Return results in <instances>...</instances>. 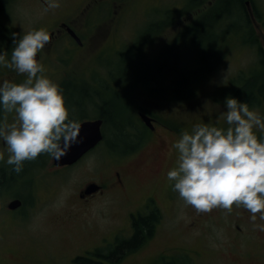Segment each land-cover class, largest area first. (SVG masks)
<instances>
[{"label": "flooded vegetation", "instance_id": "1", "mask_svg": "<svg viewBox=\"0 0 264 264\" xmlns=\"http://www.w3.org/2000/svg\"><path fill=\"white\" fill-rule=\"evenodd\" d=\"M224 1L226 0H181L178 3L180 6L176 7L175 11L165 13L161 11L151 12V10L138 16L128 12L126 0H85L78 13L47 20L46 28L43 29L49 32L51 42L38 53V61L41 64L43 63L41 55L46 50L48 58L42 65L44 68L49 67L50 76L64 80L59 87L65 105L68 102V94L75 101L77 108L68 109L69 118L77 121L80 125L87 121L101 119L103 138L93 149L73 164L55 165L54 158L46 155L45 159L39 157L33 162L35 167L45 174L55 177L62 174L67 176L72 173V170L79 169L93 153L98 155L99 147L107 142L106 129H110V126L102 117V111L97 108L102 105L120 109V111L117 110L125 120V123L123 122V124L121 121V124H123L124 130L130 133L129 148L125 154L110 156V168L106 174L101 172V167L96 171L88 172L92 176L89 177L91 182L86 184L80 192V197L86 199L101 193L103 187H105L106 183H96L99 185V189L90 194H85L86 188L95 183L93 182L94 178L100 176L102 179L104 175H109L113 181V186H115L114 189L135 188L136 185L124 180L121 173L134 171V167L138 164L144 167L149 164L157 165L167 157L166 154L170 152V143L167 138L174 136L178 140L183 131L191 132L194 126L192 122L196 120L197 115L193 112L195 109H185L182 108L181 104L176 105L184 98L194 100L193 98L200 92L202 93L205 89L210 90V101L214 106L219 105V107L215 106L214 113L208 115V121L219 122L210 126L226 130L228 125L224 118V113L227 110L225 98L231 96L238 101H244L246 98L248 100L250 94L245 95L246 85L255 80L259 82L257 84L261 83L262 85L264 79L261 80V78L253 76L250 79L227 78L217 83L216 77L210 75L209 71V74L200 80L199 74H195L198 73L199 67L203 65H212L215 68L227 66L230 61L232 47L237 50L235 56L237 59L240 58L242 52L252 54V62L256 70L264 69V0H241L244 10V16H241V20L232 19L226 13L218 11ZM228 1L232 2V0ZM184 10L187 12L183 13ZM211 18H216L217 22L215 24L222 25V27H220V30L215 31V42L209 54L200 56L201 49L194 40V34L203 21ZM4 19L3 16H0V23L7 28L5 26L7 21ZM220 21H224V24L219 23ZM37 27L41 29L39 25ZM10 31L11 34L16 33L12 28ZM231 32H237L238 36L231 37ZM11 34L9 35V42H12ZM19 36L18 34L17 38ZM184 44L187 48H195L199 57L189 69L185 70L187 74L191 72L189 77L193 79L190 81L184 75L182 76L183 83L180 86H174L176 77L163 76L161 73L164 69H178L179 66L182 68L184 60H181L180 54ZM12 47L14 45H2L0 48L2 51L0 52L8 51ZM196 53L194 58H196ZM80 59H82L80 72L78 76L72 78L86 81L87 84L95 81L96 90H94V93L96 100L94 94L90 96L92 91L86 88H80L83 95L82 99L80 97L74 99L70 89L75 91L77 88L73 86L75 84L66 83L69 78L67 76L71 75L72 63H74L71 60ZM253 66L252 68H254ZM121 69H128V74L130 76L132 74L133 77L131 76L128 82L119 81ZM6 73L8 72H1L0 74ZM14 79H16L14 83H22L25 77L16 73ZM119 86L127 91L124 94L126 103H123V98H119ZM84 97L90 98L86 100ZM255 98L261 102V105H264L263 90L256 94ZM89 99L95 102L94 106L89 107L86 105L91 103ZM119 100L122 103L120 105L118 104ZM170 104L175 105V107ZM107 111L109 110L107 109ZM11 120L12 117L10 122ZM117 121H119V118ZM256 135L258 138L263 137L257 132ZM0 148L1 151L6 150L7 152V147L2 141H0ZM148 148L151 149L148 154L149 162L141 161V156L145 154L142 155V153ZM4 154L6 156L5 152ZM124 159L127 160L124 161ZM0 162V225L6 222L9 225L14 223L24 227L26 224L28 225V218L36 212L35 209L30 208V205L33 206V197L36 202L35 196L31 194L32 190L25 194L28 197L31 196L32 201L30 202L26 200L25 196V199H23L14 192H10L13 189H5L9 181L7 178L14 179L15 184L18 185L21 172L15 174L12 168L4 169L5 167L2 165H5L6 161ZM169 187V196L173 198L172 183ZM156 200L154 196H146L143 199L142 208L131 215L129 229V232H131L128 238L134 234L131 225L133 218L138 217L137 214L147 215L154 209L160 211ZM28 202L30 205L27 204ZM14 203H18V205ZM38 209H40L39 206ZM198 214L199 216L202 215V213ZM222 214L224 216L221 217L220 215L218 219L216 217L215 219L222 226L228 229L231 227L232 232H234L237 245L236 253L240 256L236 264H264V231H260L253 226L250 221L251 214L243 207L237 208L235 205L230 214L226 212ZM231 215L237 219L235 225H231L232 220H226ZM224 217L225 219H223ZM160 220L161 216L158 218L157 224ZM54 222L59 223L56 218ZM157 224L145 244L155 237ZM256 224L264 225V220L259 219V214H257ZM115 240L110 245H113ZM179 251L176 252L177 258L170 255L169 257H163L162 255L157 256L158 259L155 258L153 262L147 264H182L183 251L181 249ZM185 253L188 254L187 251ZM194 254H190L189 263L198 264L197 255H200V253L194 251ZM6 255L11 257L12 262L20 260V257L22 259L23 256V254L20 257L14 256L15 254L10 252H7ZM24 256H28L26 250ZM83 256L85 255H76L75 258Z\"/></svg>", "mask_w": 264, "mask_h": 264}, {"label": "rangeland", "instance_id": "2", "mask_svg": "<svg viewBox=\"0 0 264 264\" xmlns=\"http://www.w3.org/2000/svg\"><path fill=\"white\" fill-rule=\"evenodd\" d=\"M180 1L126 0L128 12L138 16L151 10V12L161 11L165 13L175 11L176 7L180 6L178 4ZM43 2L45 3V0H10L1 15L7 21L5 26L9 30L11 28L14 29L16 33L22 36L32 31L36 25H39L40 28H46L45 24L49 19L54 20L67 14L78 13L80 6L85 0H59L61 6L46 13L43 11L46 3L44 4ZM186 12V10L183 11V13ZM220 22L224 24V21ZM37 26L34 30L38 29ZM217 30H220V25L215 26L214 31ZM232 36H238V33L231 32ZM11 45H13V42H11ZM11 49L8 50L9 58ZM196 51L195 48H187L184 44L180 54L181 60H184L182 68L179 66L178 69H169L170 76L175 70L182 75L187 74L185 70L189 69L193 62L198 60L199 55ZM195 53L196 58H194ZM236 54L237 50L232 47L230 61L227 66L215 68L212 65H203L199 67L198 73L195 75L199 74L200 80L210 73V75L216 77L215 79L218 83L227 78L250 79L253 72L261 71L256 70L253 66L252 54L242 52L238 59L235 57ZM41 56L44 63L48 58L46 50ZM81 60H71L74 63H72L71 75L67 76L69 78L66 80V83L75 84L73 86L79 91L80 88L92 91L90 96L94 94L96 100L94 93V90H96L95 81L94 83L88 82L87 84L86 81L72 78L78 76L81 69ZM8 70L10 69L0 67V73L8 72L0 74V83L4 80H9L10 82L16 81L18 76L14 79L16 76L15 71ZM75 71L76 73H74ZM161 74L164 75L163 71ZM45 75L58 85L64 82L62 79L59 80L50 76V69L47 66L45 67ZM189 76H191V72L187 75V78L191 81L193 78ZM130 79L131 77L128 76L126 81L128 82ZM256 81L252 83H259ZM251 89L248 87L245 90V95L250 94L252 92ZM70 91L74 92L71 89ZM126 92L123 87L119 86L118 94L120 99H124L122 100L123 103H126L124 98ZM210 98V90L207 91L205 89L194 97V100L184 98L183 101L177 102L176 105L181 104L182 108L185 109H195L193 112L197 116L192 124L216 125L219 122L208 121V115L214 113L215 106L219 107V105L214 106ZM74 99H78V97L74 96ZM240 102L248 103L247 98ZM94 104L95 102L86 105L91 107ZM118 104H122L121 100H119ZM171 106L175 107V105ZM248 106L250 110H256L264 118V105L252 103ZM10 119L11 116H9V121ZM254 131L264 138V133H261L259 130ZM112 133L111 130L106 129L107 142L99 147L98 155L97 153H93L81 167L78 166L80 167L79 169L72 170V173L67 176L62 174L55 177L45 174L35 167V164H33L34 160L25 162L18 185L17 183L15 184V180L8 179V185L6 184L5 189H13L10 192H14L23 197V199L26 197V200L30 202L32 201L31 196L28 197L25 194L30 192L29 190H32L31 194L35 196L36 202L33 197V206L29 202L27 204L30 205V208L35 209L36 212L28 218V225L26 224L24 227H20V225L14 223H10L9 225L6 222L0 225L1 264H73L72 262L76 255H86L88 251H93L105 244L101 249L106 250L110 247L109 243L115 240V238L117 239L119 236L129 237L131 232H129L130 217L142 208L143 199L146 196L156 197V204L162 213L161 220L157 224L155 237L151 238L139 251L126 255L117 264H147L148 262H153L155 258L158 259L157 256L162 255L163 257H169L170 255L177 258L176 252L180 249L183 251L182 264H191L189 263V258L190 254L195 255L194 251L200 253V255H197L198 264H236L240 256L236 253L237 245L234 232H232L231 227L228 229L216 220L220 215L221 217L224 216L222 213L225 214V210L217 208L213 209L210 213H202L199 216L192 206L185 204L177 192L173 191V198L169 196L171 182L167 180V173L177 167L178 158L177 151L172 147L177 141L174 136L167 138L170 143V152L157 165L149 164L147 167H144L138 164L134 167L135 172L121 173L124 180H128L130 183L136 185L135 188L116 190L114 189L115 186H113L111 177L104 175L102 179L100 176L93 179L95 183H106L101 193L93 195L88 199L80 197L81 190L86 184L91 182L89 177L92 176L88 172L96 171L101 167V172L106 174L110 168V156L125 154L128 151V147H126V152L124 150L118 153L119 147L115 148L111 140L113 139ZM149 150L151 149L148 148L142 153V155L145 154L141 156V161L149 162ZM3 151L6 153V161L8 153L6 150ZM39 157L45 159L47 156L40 155ZM2 166L5 167L4 169L12 168L7 164ZM1 200L3 201V199ZM38 206L40 209H38ZM55 218L58 219L59 223L54 222ZM226 220H232L231 225H235L237 222V219L233 215ZM9 249L10 251H8ZM25 250L28 256H24ZM186 251L188 254L185 253ZM7 252L19 257L23 254V260L20 257V260H16L14 263L10 260L11 257L6 255Z\"/></svg>", "mask_w": 264, "mask_h": 264}, {"label": "clouds", "instance_id": "3", "mask_svg": "<svg viewBox=\"0 0 264 264\" xmlns=\"http://www.w3.org/2000/svg\"><path fill=\"white\" fill-rule=\"evenodd\" d=\"M43 11L59 8V0H45ZM14 47L0 52V67L23 75L22 83H0V141L7 147L6 164L19 174L26 161L40 155L56 160L65 156L79 141L80 124L69 118L59 85L45 75L37 54L51 42L43 28L32 30L17 39ZM227 129L208 124L194 125L183 131L172 145L177 151V167L168 171L167 180L186 205L198 213L213 209L233 211L243 207L255 228L257 214L264 220V118L250 110L245 102L225 98ZM9 116L12 117L11 122ZM0 161L5 154L0 151Z\"/></svg>", "mask_w": 264, "mask_h": 264}, {"label": "trees", "instance_id": "4", "mask_svg": "<svg viewBox=\"0 0 264 264\" xmlns=\"http://www.w3.org/2000/svg\"><path fill=\"white\" fill-rule=\"evenodd\" d=\"M10 0H0V16L5 10V7L7 6L8 2ZM221 13H226L227 16H229L232 19H239L241 20V16H244V10L242 7L241 0H232V2H229L228 0L224 1L222 5L220 6L219 10ZM217 20L216 18H211L208 20H205L201 23L199 29L194 34V40L197 43V45L201 49L202 56H207L209 52L212 50V46L215 42V36L216 33L214 31V28L216 26ZM221 23V22H219ZM222 27V25L220 26ZM11 31L8 28H5L0 23V48L2 45H11V42H9V38ZM169 69H164L163 76H170V73L168 72ZM172 70V69H171ZM128 69H121L120 70V76L119 81H126L128 79ZM135 71V69H134ZM170 71V70H169ZM136 72V71H135ZM187 76L189 74H183L178 73L176 70L174 73H171V76H175L176 79L174 80V86H180L183 83V77ZM132 76V74H131ZM130 76V77H131ZM139 76V75H138ZM253 77H260L261 80L264 79V70L253 72ZM133 77V76H132ZM257 85V86H256ZM252 87V92L249 95V99L247 100V104L251 105L252 103H255L258 105L261 102L255 98V95L264 91V84H248L246 86L247 88ZM72 92V91H71ZM74 96L77 97H83L81 91L78 89L72 92ZM256 93V94H255ZM69 95V96H68ZM68 102L65 105L67 109H74L77 108L75 105V101L73 98L68 94ZM81 95V96H80ZM84 98H90V97H84ZM103 98V97H102ZM82 99V98H81ZM89 102L93 103L91 99H89ZM264 103V102H263ZM95 105V104H94ZM92 105V106H94ZM114 106V105H113ZM99 110L102 111V117L106 120L107 125L110 126L109 130H111L113 133V139L112 142L114 143V147H119L118 152H122L125 150L126 147L129 148V142H130V133L124 130L123 124L125 123L124 118L121 117V113L116 109H113L112 107H108L106 105H102L100 107H97ZM109 111H107V109ZM119 118V121L117 119ZM121 121L123 124H121ZM112 148V147H111ZM127 148V149H128ZM115 150V149H113ZM25 165V163H24ZM24 167V166H23ZM15 173V172H14ZM16 174V173H15ZM9 178H7L8 180ZM14 180V179H13ZM137 218H133L131 227L134 229V234L132 237H118L113 245H110V247L106 250H102L100 247L94 249L91 252L86 253L83 257H77L73 260V264H117L120 262L126 255L131 254L142 248V246L145 244L146 240L148 239L149 235L152 234L153 229L155 225L157 224L158 218L161 216V212L158 209H154L151 213L147 215H141L140 213L137 214ZM110 244V243H109ZM171 264V263H170Z\"/></svg>", "mask_w": 264, "mask_h": 264}, {"label": "water", "instance_id": "5", "mask_svg": "<svg viewBox=\"0 0 264 264\" xmlns=\"http://www.w3.org/2000/svg\"><path fill=\"white\" fill-rule=\"evenodd\" d=\"M38 60V54H37ZM102 120L87 121L82 123L80 126L79 141L73 144L68 150L67 154L61 157L59 160L54 159L55 165H67L73 164L82 157L87 151L94 148L103 138L101 132ZM99 186L96 184L89 185L85 193L90 194L98 190ZM18 205V203H14Z\"/></svg>", "mask_w": 264, "mask_h": 264}]
</instances>
